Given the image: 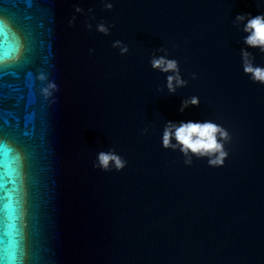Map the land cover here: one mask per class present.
Returning a JSON list of instances; mask_svg holds the SVG:
<instances>
[{"label": "water", "instance_id": "obj_1", "mask_svg": "<svg viewBox=\"0 0 264 264\" xmlns=\"http://www.w3.org/2000/svg\"><path fill=\"white\" fill-rule=\"evenodd\" d=\"M112 3L0 0V51L15 36L21 45L0 70V142L11 149L0 151L6 247L22 236L23 264H264V85L243 73L244 34L233 25L237 14L264 12V0ZM101 20L114 25L108 35L95 30ZM116 39L127 54L111 47ZM160 47L188 80L175 94L149 64ZM190 95L199 106L179 112ZM188 119L229 130L223 166L185 165L161 147L164 122ZM108 148L125 168H93Z\"/></svg>", "mask_w": 264, "mask_h": 264}, {"label": "clouds", "instance_id": "obj_2", "mask_svg": "<svg viewBox=\"0 0 264 264\" xmlns=\"http://www.w3.org/2000/svg\"><path fill=\"white\" fill-rule=\"evenodd\" d=\"M105 9L113 8L112 0H101ZM84 9L75 6V12L82 13ZM89 13L92 9L87 10ZM75 16L69 20L72 24ZM91 19H95L94 16ZM233 25L244 35L242 36V47L239 50L241 69L249 80L253 83L264 85V65L255 63V56L249 49H256L264 54V12L255 16L249 13L237 14L233 19ZM114 25L106 24L101 20L95 24V30L104 35L110 33ZM92 29L91 23L87 24ZM111 47L119 49L121 55L128 53V45L123 41L116 39L111 43ZM89 49V52H92ZM151 68L161 74H165V83L163 88L167 89L169 94H175L178 88L187 86L188 80L181 75L179 62L175 58H170L167 48H156L149 58ZM191 79H197V73L190 74ZM43 79V77H41ZM52 89H56L54 83H49L42 89L45 95H51ZM158 87L157 91H161ZM200 98L197 95H190L181 100L178 111L183 113L189 107H198ZM148 127L142 129V134H147ZM232 140L229 130L222 124L212 119H188V120H167L164 122L160 133L161 147L172 151H178L183 156L185 165H191L193 158L205 159L210 167H221L224 165L229 151L226 145ZM127 161L116 152L114 148L99 150L93 161V168H99L102 171H111L115 169L120 171L125 168Z\"/></svg>", "mask_w": 264, "mask_h": 264}, {"label": "snow or ice", "instance_id": "obj_3", "mask_svg": "<svg viewBox=\"0 0 264 264\" xmlns=\"http://www.w3.org/2000/svg\"><path fill=\"white\" fill-rule=\"evenodd\" d=\"M5 32V21L4 18L0 17V33ZM15 44H13L10 48H4L2 51H0V70H2L3 63L5 61V58L9 57L11 54H16L20 52V38L18 36L14 37ZM0 151L3 152L4 156H7L8 153L11 151L10 148L3 142H0ZM13 163H19V157H15L13 159ZM7 167V165L0 163V168ZM3 199V198H0ZM8 204H3L0 206V212L7 211ZM18 234H20L19 230ZM8 233L5 231L2 234H0V264H5V260H10L14 262V264H23V260L21 257L17 255V252L15 249H19L20 245L22 243L23 237L21 236V239H18L15 241V244L13 246L14 250L9 252V249L6 247V241H7ZM23 251V249H21Z\"/></svg>", "mask_w": 264, "mask_h": 264}]
</instances>
